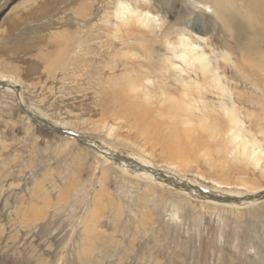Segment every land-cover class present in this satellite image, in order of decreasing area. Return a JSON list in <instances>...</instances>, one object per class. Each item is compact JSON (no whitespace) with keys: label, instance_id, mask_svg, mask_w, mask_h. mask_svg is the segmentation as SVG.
I'll return each mask as SVG.
<instances>
[{"label":"rangeland","instance_id":"374dc122","mask_svg":"<svg viewBox=\"0 0 264 264\" xmlns=\"http://www.w3.org/2000/svg\"><path fill=\"white\" fill-rule=\"evenodd\" d=\"M118 2L147 11L153 29L125 10L115 14ZM233 2L246 8L245 0ZM211 7L0 0V264H264V175L261 165L234 156L240 136L227 140L228 153L210 145L206 156L185 158L188 168L168 163L165 142L187 116H173L168 97L196 82L184 61L189 47L205 48L216 65L229 53L221 77L232 87L227 104L239 108L242 129L251 126L264 156V75L243 69L238 43ZM180 38L191 43L181 46ZM219 99L210 89L193 92L190 118L209 109L223 125ZM104 147L113 158L100 153ZM123 157L150 162L158 178L125 172ZM167 174L188 185L168 183ZM193 186L223 197L209 202L187 193ZM240 189L254 192L238 207L222 204Z\"/></svg>","mask_w":264,"mask_h":264},{"label":"bare ground","instance_id":"6f19581e","mask_svg":"<svg viewBox=\"0 0 264 264\" xmlns=\"http://www.w3.org/2000/svg\"><path fill=\"white\" fill-rule=\"evenodd\" d=\"M206 1L210 4V6H212L211 8L214 17H216L217 20H219V22L222 24L224 31L227 32V34L232 38H234V40L238 43L237 44V47L239 48L238 62L240 63L241 66H243V69L245 68L247 71L250 70L253 73L255 72L254 74L259 73L261 75H264V31L260 32L261 30H264V0H245L246 8L243 9V12L237 11L236 5L233 2V0H206ZM182 5L184 4L182 3ZM184 6L186 9H188L186 5ZM180 8L182 10L183 6ZM141 9L143 10V8ZM124 10L125 12L130 14V21H132L133 23H137L138 25L148 30L153 29L154 27L152 25L153 22L151 21V19L147 17L146 15L147 11L143 10L144 11L143 12L142 10H132L131 8L127 7L125 4L118 2L115 10L116 12L115 14L118 15L119 12H124ZM180 14H182V11ZM192 29L194 31L196 30L197 32H199V34H204L205 31L204 28L201 30L197 25L195 26L193 25ZM172 30L173 27L170 26L168 27V25L166 26V32ZM179 41H180L179 44L181 46H186L191 43L190 40L185 38H180ZM207 53L208 51L205 48L204 49L202 48L201 50L200 49L197 50L196 48L189 47V49L183 50V54L186 58V59L184 58V61L186 64H188L191 67L192 73L194 74L197 80L195 79L196 82L193 81L189 84L186 83V85L183 86L182 90L180 91L181 96L177 97V99L168 97L169 98L168 101L170 100L169 111H171V114L173 116L174 115L178 116V114H176L178 110L187 113L184 114L187 115L185 118L181 119V117L178 116L180 119L178 121L184 126V128H182L180 132L178 131V133L174 132L175 133L174 136L171 137V139H169L168 143L165 142L166 148L170 154L168 157L169 160L168 163L173 166L180 165L183 168L185 167L188 168L190 167L189 165L190 163L185 162V158L193 155L195 157L199 156L200 152H203L202 155L200 154V156H206V154L210 152L212 146L214 147V150L212 149L211 150L216 152L218 156L219 154H221L222 151L228 153L229 149L227 148L226 143L228 141L231 142V139H233L235 136L238 135L240 136L238 143L234 144L231 148L234 149L233 152L234 156L236 158H239L241 162L242 161L249 163L252 162V164L256 166L261 165V172L264 175V156L262 155V148L260 142L255 139L254 133H252L253 129L251 130V126L242 129L240 125L239 108L235 106L233 103L229 102V104H227L228 100L226 99V97L228 95L229 89L232 90V87H230L229 84L225 82L221 77L223 74L228 72V67H226L225 65L226 64L227 66L229 65L228 62L230 60V55L229 53H227L229 57H226L225 56L226 54H224V56L220 58L222 59L223 63L226 64H222V62L221 63L218 62V64L216 65V63H214L215 61L212 63L210 61L212 59H208ZM231 63L233 67L238 68L235 62H231ZM248 74L250 75V73ZM135 88L136 87L134 85H131V88L129 89L135 91ZM208 89L214 91L218 96H220V99L218 100L220 101V104H218L217 106L218 108L216 114H219L221 117H224L223 125H221V123H219L217 118H215L217 117V115L213 117V115L210 114L211 112H215V111L210 112L208 111L209 109L205 111L204 110L205 108L204 109L202 108L204 110V113H202V116L198 118L197 121L192 120L190 118V115L188 114L190 112L189 109L187 108V106L189 105V96L190 95L192 96L193 92L201 96L202 91L203 90L206 91ZM237 99L236 102L238 104L242 103L243 99H241L240 97H238ZM207 102L205 103L207 104ZM213 104L214 102L211 103V105ZM138 118L140 117L137 116V119ZM201 134L204 135L205 138ZM225 137H227V139ZM256 148H258L257 151H255ZM100 153L105 155V157L113 158L111 151L105 147L101 148ZM260 161H262L261 164ZM119 164L121 165V167L125 172H128L134 177L144 178L149 181L151 180L156 181V178H158L155 177L153 174L155 173L156 169H153L151 163L147 162L146 160L143 159L135 160L133 157H123L121 158ZM148 171L152 172V174L149 173ZM166 178L168 179V183L179 182L182 185H188L185 181L175 180V178H173L169 174L166 175ZM192 188L193 190L187 189V193L191 195L201 194V196L205 198L207 197L210 200L209 201L207 199L209 202L218 203L216 201H219V197H223L221 196L223 194H220L221 192L216 193V195H211L207 192L200 190L196 186H193ZM245 191L229 190L227 191L226 194L235 197V199H232L233 201H228L226 203L221 202V203L223 205L238 207L239 205L237 204H239L240 202L239 200H241L243 196H246L245 198H249V195L254 192L248 189ZM255 200L256 199H252L250 201L246 200L243 202L250 204Z\"/></svg>","mask_w":264,"mask_h":264},{"label":"water","instance_id":"95a60500","mask_svg":"<svg viewBox=\"0 0 264 264\" xmlns=\"http://www.w3.org/2000/svg\"><path fill=\"white\" fill-rule=\"evenodd\" d=\"M69 135H72V136H77L76 134H73V133H68ZM78 137V136H77ZM81 139V138H80ZM83 141V139H81ZM85 142V141H84ZM87 143V142H85Z\"/></svg>","mask_w":264,"mask_h":264}]
</instances>
